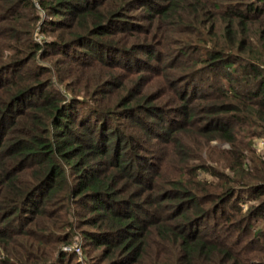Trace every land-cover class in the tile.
I'll list each match as a JSON object with an SVG mask.
<instances>
[{"label":"trees","instance_id":"obj_1","mask_svg":"<svg viewBox=\"0 0 264 264\" xmlns=\"http://www.w3.org/2000/svg\"><path fill=\"white\" fill-rule=\"evenodd\" d=\"M147 116L169 164L121 125ZM255 137L264 0H0V264H67L77 235L97 264H264ZM181 138L228 146L190 163Z\"/></svg>","mask_w":264,"mask_h":264},{"label":"rangeland","instance_id":"obj_2","mask_svg":"<svg viewBox=\"0 0 264 264\" xmlns=\"http://www.w3.org/2000/svg\"><path fill=\"white\" fill-rule=\"evenodd\" d=\"M19 11L22 13L19 21L22 24V26L25 28V8H22ZM42 14L44 15V13ZM116 73L118 74L119 77H121V80H124V82H126L129 79V77L130 79L132 78V76H130V73H128L127 70H124L122 68H116L114 70V74ZM139 73H144V72L139 71ZM144 74L147 77V79L150 78L149 83H153V82L156 83L157 78L154 80L151 77L152 75L147 71ZM113 89L114 88H111V93L113 92ZM164 90H166L165 87L155 84L151 86L147 92L150 91V99L152 103L156 104L157 106H163V107L165 105V107H168L167 109H171L172 107L170 101L171 98L168 96L169 93L167 94L166 92H164ZM114 92L116 93L117 91ZM168 114H169L168 116L173 119V114L172 113H168ZM141 120L149 123V132L146 134L143 133L142 123H135L133 120H131L130 122L126 118L121 119L122 127L125 126L129 127L130 132L131 131L137 132L138 137L142 135L141 136L142 144L140 143V145L144 148L137 150L139 151L138 153L144 155L151 154L153 156L152 162L155 163V165H157L156 163H158V161L162 162L159 159H164L167 162V164H169L168 162L173 159V156H175L176 159V155H174L173 153L174 140L173 138L171 139L170 137L166 136L167 134H164L162 132L163 130L160 128V126L162 127L163 124H154V126H151V124L153 123L152 121L154 120H151L150 116L144 117ZM172 128L174 129V127ZM183 130L184 129L181 130L182 133L181 137H184L183 135L186 134L185 132H183ZM243 140L247 141V138H243ZM181 142L185 147V150H189L190 163L206 162L213 166L217 164L216 151L218 149L225 148L228 146V143L220 142L215 139L209 140L208 144H204L202 140H199L197 145L195 143H192V146L187 143L185 138H181ZM253 143L255 145L254 147L255 152L260 151L264 145V141L261 137H255ZM208 147L212 149L210 150ZM159 170H162V168H159ZM164 170L165 172L168 171V169L166 168H164ZM144 171L147 172L146 169ZM197 171L198 168L196 167L195 173ZM197 174L198 176L202 175L201 172H197ZM256 223L257 222H253V224ZM61 250L67 253L69 256L67 264H97L98 262V260L96 259L97 257H94L96 256L97 251H93L91 245L85 243L84 239L81 238L79 235H77L70 244L62 246Z\"/></svg>","mask_w":264,"mask_h":264}]
</instances>
